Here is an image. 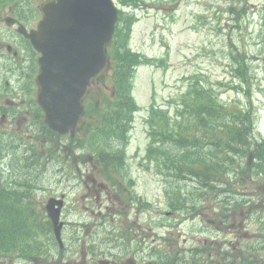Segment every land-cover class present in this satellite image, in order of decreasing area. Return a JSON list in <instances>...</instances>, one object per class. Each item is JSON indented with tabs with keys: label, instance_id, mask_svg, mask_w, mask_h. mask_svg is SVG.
<instances>
[{
	"label": "rangeland",
	"instance_id": "374dc122",
	"mask_svg": "<svg viewBox=\"0 0 264 264\" xmlns=\"http://www.w3.org/2000/svg\"><path fill=\"white\" fill-rule=\"evenodd\" d=\"M250 2L248 12L254 13L252 10L256 12L251 30H258L259 14L264 9V0H251ZM152 3L153 0H149V6L144 8L146 12L149 11ZM228 3L229 0H187L185 5L176 12L170 11V13H175V16L163 17L162 7H158L156 11H150L147 16L144 12L140 14L142 19L134 27L133 47L150 56L165 57L168 54L170 64L167 71L157 68L140 69L136 94L142 105L149 104L150 95L154 89L159 104H173L186 90L188 83L181 80L183 76L189 77L200 73L210 78L212 82L229 81L230 77L225 73L228 63L227 30L223 28L228 27L229 24ZM218 28L223 29L221 33L217 32ZM263 66V58L255 61L253 63L254 72H262ZM253 89L257 91L256 85ZM228 97L229 99L234 97L245 99L235 93ZM256 98L262 101L261 95H257ZM144 127L142 118L138 117L131 152H134L137 146L144 147L147 139ZM137 168V162H132L131 170H135L139 178L153 180L148 186L149 196L163 203L162 189L154 182V179L158 182L160 176L157 174L155 176L153 172L136 170ZM70 219L75 221L74 214L70 216ZM181 229H185L186 235L190 237L189 227L180 226L179 230ZM88 260H90L89 257Z\"/></svg>",
	"mask_w": 264,
	"mask_h": 264
},
{
	"label": "trees",
	"instance_id": "16d2710c",
	"mask_svg": "<svg viewBox=\"0 0 264 264\" xmlns=\"http://www.w3.org/2000/svg\"><path fill=\"white\" fill-rule=\"evenodd\" d=\"M247 69V68H246ZM166 157V154L162 156V159H164ZM169 158H171L169 156ZM100 162L103 166L109 164V162H111V160H109L107 157H101ZM113 162V161H112ZM173 166H175L176 171L178 174H182L184 171H187L188 167L185 163H179L178 160H176L175 158H173ZM31 219L29 221V224L34 225L37 223V218L35 214L30 215ZM6 218V214L1 212L0 213V252L7 250V248L10 247L11 245V241H2L3 240V235L4 234V226H3V222L4 219Z\"/></svg>",
	"mask_w": 264,
	"mask_h": 264
},
{
	"label": "water",
	"instance_id": "95a60500",
	"mask_svg": "<svg viewBox=\"0 0 264 264\" xmlns=\"http://www.w3.org/2000/svg\"><path fill=\"white\" fill-rule=\"evenodd\" d=\"M86 1L89 3L90 0H86ZM111 6L112 5L110 4L108 0H101L100 1V13L110 12L112 10ZM51 214H54V213H51Z\"/></svg>",
	"mask_w": 264,
	"mask_h": 264
}]
</instances>
